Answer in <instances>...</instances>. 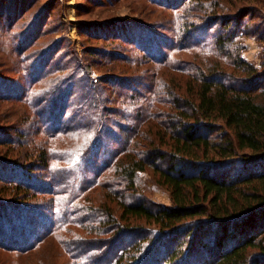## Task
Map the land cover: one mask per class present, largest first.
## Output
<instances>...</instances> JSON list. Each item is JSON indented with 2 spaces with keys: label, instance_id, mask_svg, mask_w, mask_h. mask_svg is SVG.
Returning <instances> with one entry per match:
<instances>
[{
  "label": "trees",
  "instance_id": "trees-1",
  "mask_svg": "<svg viewBox=\"0 0 264 264\" xmlns=\"http://www.w3.org/2000/svg\"><path fill=\"white\" fill-rule=\"evenodd\" d=\"M147 1L171 12V39L133 19L84 27L113 49L50 45L34 78L0 82L21 147L0 165V251L50 239L67 264H264V57H243L248 31L221 0ZM97 57L117 72L90 75ZM147 169L170 205L139 192Z\"/></svg>",
  "mask_w": 264,
  "mask_h": 264
},
{
  "label": "rangeland",
  "instance_id": "rangeland-1",
  "mask_svg": "<svg viewBox=\"0 0 264 264\" xmlns=\"http://www.w3.org/2000/svg\"><path fill=\"white\" fill-rule=\"evenodd\" d=\"M220 2L224 8L223 14L225 16L230 13L237 14L239 28L244 27L245 31H248L249 35L241 40L242 55L251 64L260 68L264 57V0H221ZM169 13H171L169 10L153 6L147 0H0V82L10 84L15 81L24 84L25 77H30L33 71L34 73L37 71L34 70L38 58L36 52L45 50L50 45L53 57L71 52L74 48L78 55H81L82 45L113 49L112 44H105L101 39L88 37L86 31L94 28L102 32L106 27H115L114 29L117 30L119 25L116 27L115 22L118 19L147 22V25H153L152 29L161 33L165 39H171L174 33L172 27L176 22L168 18ZM163 16L164 19L159 21ZM109 21L113 26L107 25ZM192 22L195 23L196 19H189V26ZM105 33L106 31L103 32ZM116 36L117 34L110 35L109 42L121 43ZM191 55L190 52L185 51L178 54L184 59H189ZM96 60L100 66L85 65L90 75L110 76L117 72V68L108 62L109 60L102 57H97ZM31 64L33 66H30ZM170 73L176 72L165 71L166 76ZM34 82L35 80L32 82L34 87H39V84ZM5 105V102L0 103V114L3 112L0 119V165L7 166L9 162L14 161L21 147L14 143L16 139L12 138L9 130L11 127L9 123L15 117L16 109L6 112L8 110ZM156 177L157 175L152 174L150 169L140 173L139 192L154 202L170 205L169 189L157 183ZM0 187L7 188L5 184H0ZM62 210L64 209L59 207V211ZM42 255L45 261L39 258ZM16 259L21 262L19 264H67L69 261L60 245L50 239L20 257L14 253L0 251V264H14Z\"/></svg>",
  "mask_w": 264,
  "mask_h": 264
}]
</instances>
